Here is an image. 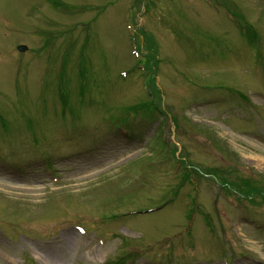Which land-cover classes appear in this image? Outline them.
I'll return each mask as SVG.
<instances>
[{
  "label": "rangeland",
  "instance_id": "1",
  "mask_svg": "<svg viewBox=\"0 0 264 264\" xmlns=\"http://www.w3.org/2000/svg\"><path fill=\"white\" fill-rule=\"evenodd\" d=\"M0 264H264V0H0Z\"/></svg>",
  "mask_w": 264,
  "mask_h": 264
},
{
  "label": "bare ground",
  "instance_id": "2",
  "mask_svg": "<svg viewBox=\"0 0 264 264\" xmlns=\"http://www.w3.org/2000/svg\"><path fill=\"white\" fill-rule=\"evenodd\" d=\"M38 188L36 187H31V188H28L26 189V191H29V192H34L36 191ZM63 243V244H62ZM60 245L62 244V249H69V247L71 246L72 244V240H71V237L70 238H66L64 239L62 242L59 243Z\"/></svg>",
  "mask_w": 264,
  "mask_h": 264
},
{
  "label": "water",
  "instance_id": "3",
  "mask_svg": "<svg viewBox=\"0 0 264 264\" xmlns=\"http://www.w3.org/2000/svg\"><path fill=\"white\" fill-rule=\"evenodd\" d=\"M18 50H19L20 52H25V51L27 50V48L24 47V46H20V47H18Z\"/></svg>",
  "mask_w": 264,
  "mask_h": 264
}]
</instances>
